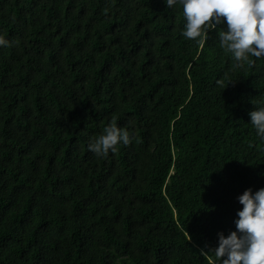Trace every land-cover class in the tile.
I'll return each mask as SVG.
<instances>
[{"label":"trees","instance_id":"1","mask_svg":"<svg viewBox=\"0 0 264 264\" xmlns=\"http://www.w3.org/2000/svg\"><path fill=\"white\" fill-rule=\"evenodd\" d=\"M184 24L164 0H0V264H216L264 187V58ZM113 119L134 139L97 158Z\"/></svg>","mask_w":264,"mask_h":264},{"label":"clouds","instance_id":"2","mask_svg":"<svg viewBox=\"0 0 264 264\" xmlns=\"http://www.w3.org/2000/svg\"><path fill=\"white\" fill-rule=\"evenodd\" d=\"M167 9L179 5L185 20L181 35L196 43H203L209 30L226 25L219 36V46L230 53L236 67L251 57L264 58V0H164ZM9 41L0 36V47ZM250 124L257 137L264 140V105L255 106L249 112ZM134 136L118 127L113 119L103 132L89 140L88 151L97 158L115 153L117 146H128ZM239 208L234 219L235 230L227 235L217 233V244L211 248L216 264H264V187L253 191L245 189L236 197ZM205 253V252H204ZM208 253V252H206Z\"/></svg>","mask_w":264,"mask_h":264}]
</instances>
